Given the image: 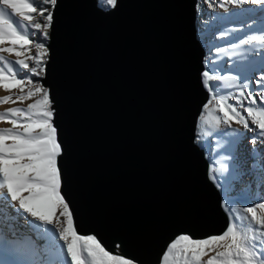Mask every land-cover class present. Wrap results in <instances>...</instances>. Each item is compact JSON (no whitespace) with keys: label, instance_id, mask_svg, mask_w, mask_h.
<instances>
[{"label":"water","instance_id":"water-1","mask_svg":"<svg viewBox=\"0 0 264 264\" xmlns=\"http://www.w3.org/2000/svg\"><path fill=\"white\" fill-rule=\"evenodd\" d=\"M197 3L58 0L46 44L41 82L77 231L139 264H155L176 234L203 238L228 223L195 139L209 98Z\"/></svg>","mask_w":264,"mask_h":264},{"label":"snow or ice","instance_id":"snow-or-ice-1","mask_svg":"<svg viewBox=\"0 0 264 264\" xmlns=\"http://www.w3.org/2000/svg\"><path fill=\"white\" fill-rule=\"evenodd\" d=\"M204 2L225 13L241 9L233 15H249L252 21L221 32L222 39L244 29L258 33H246V38L228 48H215L218 56H241L233 62L234 75L218 74V63L208 60L205 64L213 66L201 73L209 98L199 113L195 139L200 143L219 134L223 141H218L217 149L227 155L220 157L218 167L214 163L209 168L208 175L223 189L222 208L228 223L221 234L203 238L176 234L155 264H264V0ZM57 6L58 0H0V89L9 93L0 97V104L31 101L26 107L0 112V122L10 125L0 128V264H139L120 251H109L97 235L79 234L62 193L64 149L54 122L51 91L41 82ZM100 7L114 9L117 0H102ZM240 48L244 51L237 53ZM11 55L16 59L9 60ZM221 86L234 91L222 94ZM245 132L254 135L249 140L252 148L242 158ZM237 184L260 189V202L236 207L251 199L233 195ZM21 213L32 218V228L38 233L35 238L15 232ZM114 247L120 249L121 244L114 242Z\"/></svg>","mask_w":264,"mask_h":264},{"label":"rangeland","instance_id":"rangeland-1","mask_svg":"<svg viewBox=\"0 0 264 264\" xmlns=\"http://www.w3.org/2000/svg\"><path fill=\"white\" fill-rule=\"evenodd\" d=\"M200 1V0H199ZM99 5H101L102 0H98ZM199 4V2H198ZM203 7L204 10L207 12V19H203L201 22L200 20L198 21L197 19V25L200 28L199 30V39L204 44V48L206 50V57L205 61H212L214 63H218V66L216 68V71L218 74L222 75H234L235 73L231 71L233 68V62L234 61H239L241 60V56L235 55L232 56L231 59H229L228 55L225 54H220L219 56L216 54L215 48L218 47H225L228 48L230 46V43H238L240 38H246V33L251 35V34H258V33H252L248 32L247 29H244L243 31L239 32H232L229 36H226L225 38H221L220 33L229 31L231 29H238V28H243V25L245 23H251V19L249 18V15H233V13H241L239 12V9H233L228 13L223 12L222 9L219 7H214V8H209L208 5L204 2L203 0ZM230 17V19H225V20H217V17ZM258 27V25H257ZM209 39V41H206ZM48 41H46L47 44ZM207 43H209L210 49L207 48ZM244 49L240 48L237 49V53L243 52ZM9 60H15L16 57L14 55L8 56ZM206 65V64H205ZM213 65L212 63H209L206 65V67L211 68ZM258 75V73H256ZM215 83V82H213ZM253 87H255V84H253ZM17 91V90H16ZM222 94H226L227 92L234 91V89H225L222 86L218 89ZM27 102L31 101H25L23 103H17L19 107H26ZM13 104H0V112H4L7 108L12 107ZM10 125L4 122H0V128H5L9 127ZM251 126V125H250ZM234 128H240L241 131H244L241 126L233 124ZM254 127V126H252ZM254 135L252 132H245V137L246 139L243 142V155H246L247 150L252 148V145L250 144L249 140L251 137ZM223 142L220 139L219 134L214 135L213 137H209L205 140H203L200 143H197L200 148L203 150H207L209 152L208 160L211 165L215 163L216 166H219L220 162V157L222 155H227V153L223 152V150H218L217 149V143ZM254 187L252 186L250 189L245 187L242 184H237L236 185V192L233 193V195L241 194V195H247L251 199H246L242 203H239L236 205V207H244V206H249L252 203L255 202H260L259 201V196L254 193ZM244 188V192L241 193V189ZM218 190L221 193L222 197V204H223V189L218 188ZM62 243V242H61ZM43 251V250H41ZM2 258V257H0Z\"/></svg>","mask_w":264,"mask_h":264},{"label":"bare ground","instance_id":"bare-ground-1","mask_svg":"<svg viewBox=\"0 0 264 264\" xmlns=\"http://www.w3.org/2000/svg\"><path fill=\"white\" fill-rule=\"evenodd\" d=\"M199 4L197 3V5H200V7L196 8V12H197V19L198 21L200 20V22L203 20V19H207V12L204 10V7H203V0H198ZM245 8H255L256 6L254 5H245L244 6ZM233 10V9H232ZM242 10L239 9V12H241ZM252 23V22H251ZM206 41H209V39H207ZM202 44H203V41H202ZM204 46V44H203ZM206 46V45H205ZM204 46V47H205ZM207 48L210 49V46H209V43H207ZM206 51V50H205ZM206 57V55H205ZM206 67V65H205ZM13 92H16V90L14 89ZM5 95H9L8 92H6L5 90L3 89H0V97L2 96H5ZM28 103V102H27ZM20 105V104H19ZM19 105L15 104V105H12V107H19ZM10 127V126H9ZM206 156H207V159H208V156H209V152L206 150H204ZM241 156L243 158V152L241 153ZM209 161V160H208ZM209 165L210 167L212 166L209 162ZM218 167V166H217ZM254 193L256 195H260V189H258L257 187H254ZM32 218L31 217H26L23 213H21L19 215V217L17 218V221L15 222V232L20 235V236H28V235H32L34 238L36 235H38V233L32 228ZM5 231H8V229H5Z\"/></svg>","mask_w":264,"mask_h":264}]
</instances>
